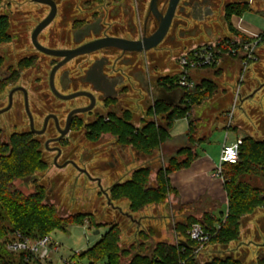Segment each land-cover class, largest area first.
<instances>
[{
    "label": "flooded vegetation",
    "instance_id": "1",
    "mask_svg": "<svg viewBox=\"0 0 264 264\" xmlns=\"http://www.w3.org/2000/svg\"><path fill=\"white\" fill-rule=\"evenodd\" d=\"M131 1L132 4L129 0H109L103 6H94V9L86 5L93 16L80 19L82 22L75 28H71L70 24L78 20L74 18L71 22L64 7L57 30L42 37L55 17L37 37L42 46L63 51L62 57L47 54L34 44L32 35L41 21L31 34L35 52H23L17 59L19 56L14 55L16 63L14 58L0 52L4 58L3 77L9 87L0 93V143L9 148L8 154L12 155L16 148L23 147L20 144L14 146L16 140L18 143L30 141L39 154L41 164V169L37 167L33 173L14 181V185L17 181H25L35 186L29 194L15 187L20 192L34 195L41 186L45 196H51L54 189L47 188L45 183L48 184L50 180L49 171L56 169L52 186L66 184L65 171L69 170L98 182L99 195L111 196L112 188L117 185L114 182L117 168L123 166L127 169L133 162L128 154L133 145L121 142L120 137L112 132H106L101 134L100 139L109 134L114 138L115 145L103 152L106 156L102 155L90 170L83 161L85 150L83 155L82 152L73 151L71 138L75 140L76 136L81 135L79 142H94L89 140L88 134H92L93 126L97 124L119 120L138 128L146 124L152 101L156 104L161 96V77L154 66L157 60L150 57V50L133 52L117 47H105L68 58L70 51L105 38L142 41L153 34L159 26L160 14H164L168 8L169 0H156L154 6L157 14L152 9V0ZM231 3L233 0H181L164 39L168 41L169 50L202 43L203 40H200L211 29L219 27L226 20V8ZM58 10L57 4V13ZM9 17L11 22L12 18ZM121 18L127 19V23L119 24ZM88 24L93 27L87 35L75 36L78 29ZM152 25H155L153 30L150 28ZM10 30L9 25L11 40L6 43L15 41L23 49V45L27 44V30ZM258 88L264 91V80ZM76 93L80 94L70 97ZM257 110L261 115L259 123L264 126V105ZM135 116L138 125L135 124ZM30 148L26 146V149ZM27 154L30 152L26 151ZM97 171L101 174H96ZM107 180L111 184H103ZM252 235L249 242L239 238L225 245L222 254L240 264H264V234L255 230Z\"/></svg>",
    "mask_w": 264,
    "mask_h": 264
},
{
    "label": "trees",
    "instance_id": "2",
    "mask_svg": "<svg viewBox=\"0 0 264 264\" xmlns=\"http://www.w3.org/2000/svg\"><path fill=\"white\" fill-rule=\"evenodd\" d=\"M3 0H0V4ZM251 10L247 2H233L226 8V21L232 34L248 37L238 30L232 17H241ZM10 17L0 14V46L11 40L8 31ZM4 58L0 55V93L6 88V81L2 73ZM179 76L162 78V84L172 89L177 87ZM217 89V84L212 80H204L193 91L185 92L182 105L179 107L168 106L165 102H157L149 112L156 115L159 121L165 120L166 124L156 121H146L141 128H136L130 123L116 121L114 123L97 124L93 126L92 134H88L91 141L99 139L102 133L112 132L120 137L121 142L133 145L137 150L151 153L160 146L167 137L177 119L188 118L191 134L195 131V122L190 117L194 107L200 106L210 99ZM12 155L9 148L0 143V264H37L27 260L24 254L10 252L6 244L19 232L32 239L51 234L55 229H65L64 220L55 214L51 207L43 205L45 192L39 187V192L26 195L15 188L14 181L34 172L38 167L39 154L30 141L19 142ZM31 147L30 149H26ZM30 154L25 155L26 151ZM182 154L187 155L185 161L180 160ZM192 158L190 149L181 150L176 156L169 158L167 165L162 168L157 177L156 187L150 185L151 168L144 167L133 173L132 179L115 185L111 190L110 201L114 197H127L131 201V208L142 210L146 205L164 203L171 191L169 174L183 166H187ZM264 173V139L258 140L252 136H245L240 147V157L236 164L224 163L222 176L228 194V210L225 219L218 218L213 213H205L202 218L188 217L186 222L177 223L175 229L178 233L177 242H157L154 247L149 246L150 233L139 232L140 243L133 244L129 249L121 248L120 225H111L97 243L81 253L82 258L91 261H104L105 264H123V259L129 260L125 264H202L193 255L195 243L187 234L192 224L202 223L206 231L212 234L210 244L227 245L239 238L241 218L253 212L257 207L264 206V188L255 186L242 179L245 175H260ZM85 216L78 214L70 218L71 225H84ZM69 221V220H67ZM52 228L51 230H49ZM183 248L185 250L183 251ZM203 264H240L230 258H213Z\"/></svg>",
    "mask_w": 264,
    "mask_h": 264
},
{
    "label": "crops",
    "instance_id": "3",
    "mask_svg": "<svg viewBox=\"0 0 264 264\" xmlns=\"http://www.w3.org/2000/svg\"><path fill=\"white\" fill-rule=\"evenodd\" d=\"M254 1L255 0H250V2ZM235 2H241V0ZM262 9L263 10L259 11L251 8L253 11H258L264 14V8ZM246 13H244L241 17H232V22L238 30H241L244 33L252 34L258 33L264 28L260 29L248 23L245 20ZM224 30H227L229 33L227 35L224 34ZM231 35L233 34L230 32L228 23L225 20L219 27L211 29L207 33V36L202 38L200 42L202 40L222 39ZM194 45H197V43ZM190 47L191 46L171 48V51H167V57L165 56L160 59V63L162 61L163 62L162 64H159L158 69H160L158 76H160L161 79L165 77L179 76L180 67L177 57ZM259 56L261 59L264 57V45L259 49ZM253 67L254 66L252 65L250 70L242 75L243 58L241 56H231L229 54H225L222 57L221 63L217 67H203L191 70V77L197 85L204 80H212L217 84V89L213 96L204 101L200 106L194 107L192 111L190 117L195 122L194 133L191 134L190 132L189 119L181 118L174 122L167 139L151 153L141 152L132 146L133 151H135V155H137L136 160H133L129 167L124 170L125 173L121 168L123 166L117 168L114 180L117 184L131 180L133 173L136 170L144 167H150V185L151 187H156L158 173L167 165L170 157L174 155L176 156L184 149H190L192 154L191 161L187 166H183L169 174L168 178L171 185V191L168 194L166 202L160 204H150L147 208H143V212L153 211V213H147L145 216L143 215L149 223V228L147 230L142 228V222H139V220L134 221L137 228H139L138 232L144 231L146 234L150 233L153 239H158V242L175 243L177 242L176 238L178 237L175 225L177 223L186 222L188 217L202 218L205 213H213L218 218L225 219L228 210V194L222 174H217V168L220 166L221 159L220 162L216 161V157L211 150L212 148L210 149V144L212 138L221 133L224 137L222 143L218 144V146H220L221 154L224 145H230L238 139H243L246 136L241 132V127H243V125L234 123L237 117L235 115L236 108L239 106L241 110L240 115H243L245 111L244 109L247 108L248 103L254 98H257L259 95V97H261V101H259L258 105H264V92L262 89L259 90L258 88V85L264 79L263 72L261 74L260 71L257 70V76L253 77V73L251 72ZM161 89H166V91L172 95H176L180 91H182L183 94L180 96L178 105H171L160 99H157L156 102H165L171 107H179L183 104L182 100L185 95L183 89L179 87L170 89L163 84L161 85ZM245 93L246 95H244ZM154 105L155 103L152 101L151 108ZM232 111H234L233 117L230 119V113ZM156 120L158 122L161 121H159L158 116L150 115L147 121ZM179 121H184L186 123L183 127L184 129L180 131L177 129V123ZM161 122L163 125L166 124L165 120H162ZM186 159V154H182L180 156L181 161H185ZM166 210L172 217L171 223L166 229L159 226L153 228L155 225L154 222H157L159 218L163 217V213L166 212ZM170 211H172V214ZM258 211H260V213ZM128 216H131L130 218H132V215ZM170 227L174 229L176 234L175 242L172 241L173 239L170 240L166 236L163 237L160 235L162 232L166 233L165 230H170ZM255 230L264 234V206L257 207L253 212L248 213L241 218L240 240H244L243 242H249L252 239V234ZM138 232L136 235H138ZM246 232L250 233L245 235ZM220 246L222 248H226L225 245H209L204 252L203 260L208 262L216 257L225 258L224 255L217 256V254H213L218 252V249L215 248Z\"/></svg>",
    "mask_w": 264,
    "mask_h": 264
},
{
    "label": "rangeland",
    "instance_id": "4",
    "mask_svg": "<svg viewBox=\"0 0 264 264\" xmlns=\"http://www.w3.org/2000/svg\"><path fill=\"white\" fill-rule=\"evenodd\" d=\"M56 0L58 4V13L55 18V20L52 22V24L45 29L43 32L42 37H45L49 32H54L57 30L58 23L61 21V18L63 16V8L66 7V15L71 20V22L76 18L78 21L73 24L71 23V28H75L80 25L82 20L84 18H91L93 15L89 13L88 8H86V5L91 6L92 8L103 6L107 1L109 0ZM231 0H226V2ZM239 1V0H233V2ZM246 1L248 3V6L250 8L256 9V10H263L264 8V0H255L254 2H250V0H241ZM132 4V1L129 0ZM93 8V9H94ZM91 9V8H89ZM50 12V7L45 4L33 2L32 0H3L0 4V14H8L11 16L12 20L10 22L11 30L13 32H17L19 29L21 30H27V39L26 45H23V49L20 48L21 44H16L15 41H12L11 43H3L0 47V52L2 54L5 53L8 57H12L15 59L14 55L19 56L16 57L20 58L22 54L25 53H33L36 51L35 47L31 43V34L33 29L37 26V24L42 21ZM222 13V12H221ZM245 20L258 27L263 28L264 27V14L258 12L249 10L245 14ZM126 24L127 19L121 18L119 19V24ZM155 25L150 26V28L153 30ZM225 27V26H224ZM229 32L227 30H224V34H228ZM47 37V36H46ZM167 39L163 41L158 47L150 50V57L153 59L155 58L157 61L154 63V66L156 67V72H159V64L160 59L167 57L166 53L171 51L169 50ZM46 43V42H45ZM202 43H204L202 41ZM199 43V44H202ZM47 44V43H46ZM192 47V45H191ZM19 54V55H17ZM39 55L44 56L42 53H39ZM164 55V56H163ZM16 59L14 60V63H16ZM259 57V60L257 62H254L252 65L254 66L251 70L253 73V77L257 76V70L260 71L264 76V57L261 59ZM9 62L6 63V65ZM255 64V65H254ZM251 65V66H252ZM4 69V68H3ZM250 70V68L246 71V73ZM249 75V74H248ZM252 77V78H253ZM264 80V79H263ZM6 88L5 90H8ZM264 92V91H263ZM246 95V93L244 94ZM260 96V95H259ZM254 98L251 100L247 108L244 109L243 115H240L241 110L238 106L235 110V115L237 116L234 123H238L239 125H243L241 127V132L243 135L254 137L255 139H263L264 138V126L259 123V117L261 116L260 113H258V104L259 101H261V97ZM263 96V95H262ZM1 99V94H0ZM135 124L138 125L139 122L137 120V116H135ZM186 123L184 121H179L177 123V129L178 131L184 129V125ZM138 128V127H136ZM78 135V131L76 132ZM81 135L76 136V139L73 138L71 141V149L75 152H83L85 150L86 157L83 159L84 162L88 165L89 169L92 170V166L95 165L96 162L101 160L103 152L109 151L111 145H115L113 143L114 138L106 134L104 136L99 137L98 140L94 142L84 141V143L79 142ZM224 137L221 133L215 135L212 138L210 149L213 151L216 161L220 162V146L218 144L222 143ZM135 150V149H134ZM128 154L130 155L131 161L136 160L137 155H135V151H133L132 146H130ZM120 168V167H118ZM123 169V172L125 173V167H121ZM57 170L51 169L49 171V182L48 184L45 183L47 188H53L54 193L51 196H45L43 205L47 207H51L55 214L59 218L64 220L63 224L65 229H55L51 232L50 236L59 244V251H57L55 254H53L52 258L54 261L58 264H61V256L64 258H68L73 255L76 251H84L88 250L89 248L93 247L97 241L101 238V235L105 233V231L114 224L120 225L121 229V236H120V246L124 249H129L135 244V242H140L141 237L139 236V228H137L135 224V220H139V222H142V228L144 230H147L149 227V223L146 221V218L144 217L145 214L149 213L152 214L153 211H145L143 212L140 210H136L131 208V201L127 197H114L112 199V203L109 202L110 196H103L99 195L100 192V186L99 183L96 181H93L85 176H82L78 174L77 172L73 174L71 171L66 170V184H57L55 186L51 185L53 176L56 175ZM69 172V173H68ZM96 174H101L100 172H95ZM263 175H245L242 177L244 181H249L255 186H262L264 187V173ZM79 175L81 178H79ZM94 175V172H93ZM111 182V181H110ZM103 184L108 185L111 184L107 180ZM102 184V185H103ZM15 187L22 190L26 194L31 193L34 190V185L28 184L25 181H17L15 183ZM166 202V201H165ZM148 205H146L145 208H147ZM172 211H170L171 213ZM260 213V211H258ZM81 214L85 216V222L84 225H71L69 223L72 222L70 220L71 217ZM172 214V213H171ZM128 215H132V218H130ZM144 215V216H143ZM69 220V221H67ZM172 217L166 210V212L163 213V217L159 218L157 222H154V227L159 226L163 229H166L168 225L171 223ZM138 222V223H139ZM172 227V226H171ZM170 227V230H165L166 233L162 232L160 234L161 236H166L168 239H173L172 241L175 242V232L174 229ZM50 228L49 230H51ZM100 231L99 234H95L96 231ZM138 232V235L136 233ZM157 232V231H156ZM160 236V237H161ZM158 239H149L148 243L150 247H154L155 244L158 242ZM215 249H218L217 256H223V251L225 248L217 247ZM129 260L123 259V264L127 263ZM101 263L105 264V262L102 260Z\"/></svg>",
    "mask_w": 264,
    "mask_h": 264
},
{
    "label": "built area",
    "instance_id": "5",
    "mask_svg": "<svg viewBox=\"0 0 264 264\" xmlns=\"http://www.w3.org/2000/svg\"><path fill=\"white\" fill-rule=\"evenodd\" d=\"M242 33L248 38L244 39L240 35L233 34L222 39L208 40L183 51L177 57L180 67L179 79L176 82L177 87L183 89L184 92L193 91L197 83L191 77V70L203 67H217L225 54L243 58L242 75H244L251 65L259 60V49L264 45V28L258 33ZM233 112L230 113V119L233 117ZM241 145L242 139H238L230 145L223 146L220 158L221 163L217 168L218 175L222 174L224 163L236 164L239 161ZM187 234L195 243L192 249L193 255L199 262L205 263L203 256L208 246L211 245L212 234L206 231L200 222L192 224ZM6 247L12 253L24 254L27 260L37 264H58L52 256L60 250L59 244L50 234L32 239L17 232L7 242ZM184 250L185 248H183ZM81 253L82 251H76L68 258L61 256V264H103L100 261L94 262L88 258H82ZM180 264H184V262Z\"/></svg>",
    "mask_w": 264,
    "mask_h": 264
},
{
    "label": "water",
    "instance_id": "6",
    "mask_svg": "<svg viewBox=\"0 0 264 264\" xmlns=\"http://www.w3.org/2000/svg\"><path fill=\"white\" fill-rule=\"evenodd\" d=\"M32 1L41 3V4H46L51 7V11L49 15L38 24V26L33 32L32 39H33L34 44L39 50L47 54H52V55H56L59 57L64 56L63 51L46 48L42 46L38 42V39H37L38 34L45 27H47L56 17V13H57L56 1L55 0H32ZM180 1L181 0H169V5H168L166 12L164 14L162 13L160 14L161 18H160V23H159L157 30L153 34L144 38V40L136 41V40H125V39H120V38H105V39L98 40L93 43L84 45L79 49L70 51V54H68L69 55L68 58H73L82 53L92 52V51L105 48V47H117L125 51H133V52L149 51V50H152L158 47L160 43L165 39V37L167 36L170 30V27L176 15L177 8L179 6ZM155 2L156 0H152L153 6L152 5L151 6L154 12L157 14V9L154 6ZM92 27H93L92 24H88L84 26L83 28L78 29L75 32V36H78L79 34L87 35L90 32ZM79 94L80 93L72 94L70 97L73 98V97L78 96ZM182 94L183 92L180 91L178 94L172 95L171 93L167 92L166 89H161V96L158 99L162 101H166L171 105H178V101ZM109 202L112 203L111 201ZM99 233H100L99 230L95 232V234H99Z\"/></svg>",
    "mask_w": 264,
    "mask_h": 264
}]
</instances>
